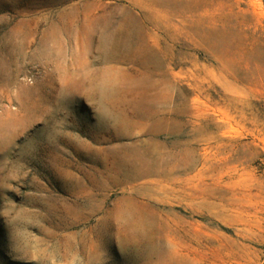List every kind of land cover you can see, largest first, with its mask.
Wrapping results in <instances>:
<instances>
[{
  "label": "rangeland",
  "instance_id": "rangeland-1",
  "mask_svg": "<svg viewBox=\"0 0 264 264\" xmlns=\"http://www.w3.org/2000/svg\"><path fill=\"white\" fill-rule=\"evenodd\" d=\"M0 264H264V0H0Z\"/></svg>",
  "mask_w": 264,
  "mask_h": 264
}]
</instances>
